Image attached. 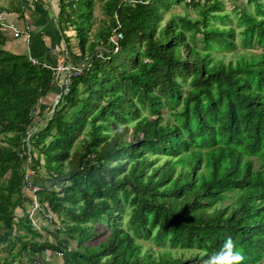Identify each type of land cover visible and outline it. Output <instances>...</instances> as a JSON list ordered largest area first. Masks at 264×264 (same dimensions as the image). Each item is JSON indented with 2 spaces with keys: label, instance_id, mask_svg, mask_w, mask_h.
<instances>
[{
  "label": "trees",
  "instance_id": "trees-1",
  "mask_svg": "<svg viewBox=\"0 0 264 264\" xmlns=\"http://www.w3.org/2000/svg\"><path fill=\"white\" fill-rule=\"evenodd\" d=\"M94 1L58 0L57 28L66 43L62 31H74L88 64L38 117L31 111L58 83L44 63L3 49L0 32V264H39L44 251L60 264H205L228 237L242 264H261L262 0L234 6L244 49L227 61L213 54L235 45L219 0H97L104 19L90 39ZM184 1L199 17L160 23ZM46 222L53 242L37 241Z\"/></svg>",
  "mask_w": 264,
  "mask_h": 264
},
{
  "label": "crops",
  "instance_id": "crops-1",
  "mask_svg": "<svg viewBox=\"0 0 264 264\" xmlns=\"http://www.w3.org/2000/svg\"><path fill=\"white\" fill-rule=\"evenodd\" d=\"M57 5L58 0H8L7 5L0 2V32L4 37L2 48L48 66L80 64V59L74 54L77 51L78 55V49L67 47L57 28ZM26 27L29 29L28 37L24 34ZM14 30L18 32L16 36L13 35ZM64 32L71 34L69 30ZM54 87L39 99L34 116H41L52 107L59 91L56 84Z\"/></svg>",
  "mask_w": 264,
  "mask_h": 264
},
{
  "label": "rangeland",
  "instance_id": "rangeland-1",
  "mask_svg": "<svg viewBox=\"0 0 264 264\" xmlns=\"http://www.w3.org/2000/svg\"><path fill=\"white\" fill-rule=\"evenodd\" d=\"M219 1L221 3L219 13L220 14L223 13L226 15L222 24L225 25L226 27H228V26L233 27L232 40L235 42V45H234V48H232L231 50L220 51V52L219 51H213V54L216 56L217 55L223 56V61H227L229 59L233 60L237 56V54L244 49L240 46L241 40L239 42V40H238L239 37L237 38V36L235 35V33L238 30L242 29V26H240V25L237 26V20H236L233 8H234V6L237 5V6H245L247 9H251V5H247L245 3L246 0H219ZM0 2L3 3L4 5H7L8 0H0ZM186 2L187 1L171 5L169 7V9L162 14V18L160 20V23L163 24L164 21L166 19H168V17L172 14L174 16H176V15L185 16L186 18H189V19L199 17L198 12H197V8L186 5L185 4ZM262 2L264 4V0H262ZM92 16L94 17V23L92 24V26L90 27V29L88 31V38H90V39L93 37V34H94L96 28L99 25H101V20L103 21V19H104V15L102 13L100 3L97 0L94 1ZM212 22H213V24L221 25V23H219L218 21H212ZM66 30L71 31L70 35H66L64 32L65 36H67V45L68 46H74L75 49L77 50L76 40L74 43V39H75L74 38V31L70 27L66 28L65 31ZM186 35H188V34L186 33ZM69 49H70V47H69ZM249 50L252 52L259 51V49H249ZM76 52L74 54H76ZM116 129H118V128H116ZM126 137L129 138L130 137L129 134H127ZM77 146H78V143H77V141H75V143L71 147V152ZM162 158L163 157H160L158 159V162H160L162 160ZM254 163H256V161H254ZM64 169H66V167ZM230 201H231L230 198H226V199L222 200L221 202H219L217 205L222 206L226 203H229ZM45 225H46L47 230H45V231L41 230L40 231L41 236L39 238H37V241H42V240H44V238H46L49 242H53L54 235L52 233H50L49 231H52L55 228L54 224L46 222ZM139 240L140 239H138V241ZM140 244H141V248H140L141 252L146 249L152 255H155L157 250L159 249V247L154 245L152 243V241L149 239L140 240ZM171 252H172V255H174V256H178L182 253L183 257H185V258L189 257L190 254L192 253V251H189V250L185 251V250H179V249H176V252H174V251H171ZM0 255H4V254L1 252ZM36 257H37L39 264H60V258L58 257V255H55L50 251H44L40 255H37ZM26 263H27V261L25 260V257H23L21 264H26ZM261 264H264V260L261 261Z\"/></svg>",
  "mask_w": 264,
  "mask_h": 264
},
{
  "label": "built area",
  "instance_id": "built-area-1",
  "mask_svg": "<svg viewBox=\"0 0 264 264\" xmlns=\"http://www.w3.org/2000/svg\"><path fill=\"white\" fill-rule=\"evenodd\" d=\"M65 2L70 1V0H64ZM119 28V24L116 23V25L112 28L111 30V34L108 37L109 43H111L112 45V49L116 50L117 49V40L118 38L121 36L120 32L118 31ZM28 28L26 27V29L24 30V34L26 37L29 36L28 34ZM18 34V32L16 30H14L13 35L16 36ZM95 55L99 56L101 55V49H96L95 51ZM31 63L33 64H37L38 62L35 59L30 58ZM88 64V57L85 56L81 61L80 64L78 65H73V64H68V63H63L62 65L56 66V67H52L51 70L52 72L55 74V77H58L59 74L60 75V79H59V83H58V87H59V93L57 94L55 101H57L58 97L60 95H65L68 92L69 86H70V81L72 77H75L77 75H79L82 71V68L84 66H86ZM45 66V65H44ZM52 110V109H51ZM35 111H31V114L34 115ZM29 134V133H27ZM28 176V173L24 174V178L26 179ZM36 187L33 185L32 186V190H35ZM34 201V206L35 204V198H33Z\"/></svg>",
  "mask_w": 264,
  "mask_h": 264
},
{
  "label": "clouds",
  "instance_id": "clouds-1",
  "mask_svg": "<svg viewBox=\"0 0 264 264\" xmlns=\"http://www.w3.org/2000/svg\"><path fill=\"white\" fill-rule=\"evenodd\" d=\"M82 59H80V61ZM55 103L56 101L53 102L51 109L54 107ZM243 260L244 255L242 250L237 247L236 242L231 237H228L224 240L220 249L216 252H213L208 257V259L205 261V264H242Z\"/></svg>",
  "mask_w": 264,
  "mask_h": 264
},
{
  "label": "bare ground",
  "instance_id": "bare-ground-1",
  "mask_svg": "<svg viewBox=\"0 0 264 264\" xmlns=\"http://www.w3.org/2000/svg\"><path fill=\"white\" fill-rule=\"evenodd\" d=\"M110 34H111V32H110ZM108 37H109V36H108ZM120 37H121V36H120ZM120 37H119V38H120ZM119 38H118V39H119ZM108 43H109V40H108ZM109 44H111V43H109ZM117 44H118V40H117ZM118 46H119V44L117 45V48H118ZM98 48L101 49V55H99V56L95 55V57H96V58H101L102 55H103V52H105L106 50L103 49L102 46H98L97 49H98ZM109 49L111 50V52H115V51L117 50V49H116V50H113V49H112V45H111V48H109ZM32 59H33V58H32ZM37 62L39 63V61H37ZM38 63H37V64H38ZM44 65H45V67L49 68L50 70H51L52 67L59 66V65L48 66V65H46V64H44ZM51 71H52V70H51ZM52 74H53V79H54L55 81H57V83H59L58 81H59V79H60V75H61V73L59 74L58 77H55V74H54L53 72H52Z\"/></svg>",
  "mask_w": 264,
  "mask_h": 264
}]
</instances>
